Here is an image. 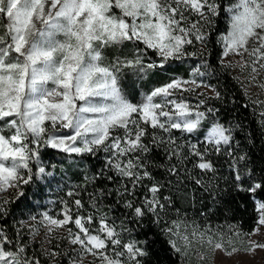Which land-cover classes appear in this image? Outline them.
Instances as JSON below:
<instances>
[{"label":"snow or ice","instance_id":"obj_1","mask_svg":"<svg viewBox=\"0 0 264 264\" xmlns=\"http://www.w3.org/2000/svg\"><path fill=\"white\" fill-rule=\"evenodd\" d=\"M220 20L226 31H217ZM214 32L220 66L264 92V0H0V219L26 187L54 177L48 150L82 176L65 185L55 215L29 213L31 223L19 221L12 236L0 228V264H153L161 238L181 264L264 250L245 239L264 226V169L257 175L249 166L240 124L221 122L220 109L208 106L224 100L204 80ZM108 49L120 54L109 59ZM198 55L186 76L170 74L138 100L125 94L126 71L144 80ZM202 86L212 95L198 92ZM249 99L261 109L264 136V100ZM211 155L229 158L224 191L242 208L252 202L250 233L238 224L201 226L175 208L171 193L187 181L219 194Z\"/></svg>","mask_w":264,"mask_h":264},{"label":"trees","instance_id":"obj_2","mask_svg":"<svg viewBox=\"0 0 264 264\" xmlns=\"http://www.w3.org/2000/svg\"><path fill=\"white\" fill-rule=\"evenodd\" d=\"M226 28V22L220 20L217 31H226ZM130 47V45L125 46V53ZM189 51L198 52L199 45L195 48L190 47ZM207 52H210L211 55L203 58H206L212 66V74L204 78L205 83L215 86L224 97L223 102L215 99L209 100L208 106L220 109L218 118L221 122L233 125L240 124L241 127L237 131L236 137L244 146V150L249 153V166L255 168L257 175H259L260 170L264 169V136L261 134V118L259 115L261 109L253 107L249 99L250 97L254 100L258 97L249 92L246 96V85L240 79H237L238 76L230 68L220 66L221 47L216 43V32L211 37ZM119 54V49L106 50L109 59ZM200 59L201 57L198 55L186 59L183 63L173 62L171 67L176 69L174 73L151 74L144 80H140L131 72L126 71L122 80L124 92L130 98L138 100L141 92L148 91L151 87L164 82L168 75L186 76L189 67L198 63ZM185 95L187 96V94ZM189 99L193 104L196 103L195 96L189 97ZM245 104H248V107H244ZM246 136H250L251 143L245 139ZM45 159L49 165V170L54 172V177L37 181L36 184L26 187V197L7 206L8 215L4 219H0V228H4L9 236H12L16 228L19 227V221L25 220L31 223L28 220L29 213L33 215L43 211H49L52 215L58 213L61 207L58 201L67 191L65 185L82 182L79 170L70 166L71 160L63 154L50 149L45 153ZM209 159L217 168V179L214 183L219 185V194L203 192L197 185L187 181L186 186H181V192L171 193L175 208H178L181 217L186 218L189 222L195 221L201 226L211 225L214 229L227 224H238L243 232L250 233L255 227L256 218L252 202L245 200L246 207L242 208L240 207L241 201L236 194L224 191L229 187L225 180L229 176V158L211 155ZM86 163L90 170L97 169L99 166V161L91 157L87 158ZM52 165H55V168H51ZM159 176H163V173H159ZM205 179H208V177L206 176ZM164 194L168 195L169 192L166 190ZM10 195L11 192L8 196ZM170 216L175 218V212L170 211ZM153 231L156 230L153 229ZM161 239H157V243L152 249L151 260L153 264H181L180 258L171 253L167 245L161 243ZM245 239H248V237ZM33 247L37 246L34 245ZM193 264H196L195 258H193Z\"/></svg>","mask_w":264,"mask_h":264},{"label":"rangeland","instance_id":"obj_3","mask_svg":"<svg viewBox=\"0 0 264 264\" xmlns=\"http://www.w3.org/2000/svg\"><path fill=\"white\" fill-rule=\"evenodd\" d=\"M236 76L246 85L248 92L253 96L258 97L259 99L264 100V92H262L258 87H248L247 82L245 81V74L240 73L239 69L230 68ZM207 84V83H206ZM198 92H205L207 95L211 96L212 93L205 87H201L197 90ZM8 193H4V196H8ZM43 233L41 232V237H38L37 240L41 239ZM248 239L253 241H259L264 243V226L260 227V232L258 235H252ZM90 260L91 257H88ZM215 264H264V250L257 249L254 253H244L239 252L232 257H228L224 253H217Z\"/></svg>","mask_w":264,"mask_h":264}]
</instances>
